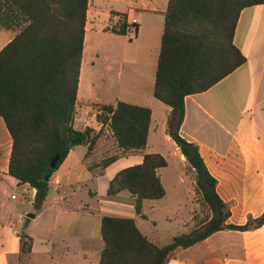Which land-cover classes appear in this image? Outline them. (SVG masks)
Listing matches in <instances>:
<instances>
[{
	"label": "crops",
	"instance_id": "0c3cea01",
	"mask_svg": "<svg viewBox=\"0 0 264 264\" xmlns=\"http://www.w3.org/2000/svg\"><path fill=\"white\" fill-rule=\"evenodd\" d=\"M168 5L169 0H90L78 101L90 100L93 93L94 86L86 87L85 82L87 79L89 83L92 73L88 66L96 64L95 53L102 54L109 72L119 63L122 86L129 99L123 102L152 110L148 143L141 151L123 154L109 126L90 123L86 119L89 110L81 111L77 106L75 128H90L96 133L103 129L102 135L90 156L89 145L70 152L51 176L42 210L35 213L34 219L28 217L31 222L26 226L25 217L15 208L23 201L17 196L13 199L12 192L14 188L23 190L34 205L36 190L9 175L14 140L0 116V264H100L105 248L104 217L134 219L145 236L162 246L191 231L186 225L192 217L170 241L158 229L151 231L140 223L151 220L156 225L160 204L169 197L178 202L181 197H191L194 202L195 184L188 172L189 164L167 131L172 109L154 96ZM124 21L131 25L127 35L108 30L120 27ZM100 34L120 50L116 51L117 45L94 48V35ZM13 38L0 33V51ZM234 43L246 63L210 90L185 99L181 136L199 145L210 173L218 181L219 196L231 207L228 224L245 225L251 216L264 213V5L243 10ZM101 113L97 111L90 119L95 120ZM149 154H161L168 162L167 167L158 170L167 194L162 200L144 203V218L137 214L136 197L129 191L110 196L108 189L122 170L142 164ZM115 156L114 162L102 167L105 159ZM23 235L33 239L32 252L24 256ZM168 264H264V225L251 231L217 232L176 251Z\"/></svg>",
	"mask_w": 264,
	"mask_h": 264
},
{
	"label": "trees",
	"instance_id": "16d2710c",
	"mask_svg": "<svg viewBox=\"0 0 264 264\" xmlns=\"http://www.w3.org/2000/svg\"><path fill=\"white\" fill-rule=\"evenodd\" d=\"M89 3L0 0V29L15 34L0 51V116L14 140L9 175L36 190V214L49 195L46 177L52 176L77 146L89 145L90 156L103 132L75 128ZM259 5H264V0H169L154 96L172 109L168 135L189 164L206 218L196 229L162 246L145 236L134 219L104 217L105 248L100 264H168L176 251L217 232L251 231L264 225V213L251 216L245 225L228 224L231 207L219 196L218 181L199 145L181 136L185 99L210 90L246 63L234 43L235 33L243 10ZM130 27L124 21L108 30L127 35ZM98 107L102 112L99 122L109 126L123 154L146 148L151 108L123 101ZM57 156L60 160L52 169ZM116 158L105 159L102 167ZM167 166L163 155H146L142 164L122 170L111 181L108 194L129 191L136 197L137 214L147 218L144 203L166 197L158 170ZM32 249L33 239L21 236V255H29Z\"/></svg>",
	"mask_w": 264,
	"mask_h": 264
},
{
	"label": "rangeland",
	"instance_id": "374dc122",
	"mask_svg": "<svg viewBox=\"0 0 264 264\" xmlns=\"http://www.w3.org/2000/svg\"><path fill=\"white\" fill-rule=\"evenodd\" d=\"M0 33L5 36L15 35L12 32L0 30ZM94 48L98 45H107L114 46L117 44H113L109 39L104 37L102 34L94 35ZM5 44V41L2 40L1 46ZM116 51H119L120 48L117 45ZM119 54V52H117ZM100 53H95L94 61L96 64L94 66L89 65V69H91V75L89 76V83L86 79L85 85L91 84L94 86V90L92 95L88 99H82L78 101V107L81 111L89 110V116L86 118L90 123L94 125L99 122L98 114L95 120L90 119L97 111H100L98 107L101 103H111L116 104L118 101H125L128 99V93L124 90L122 83L123 81L120 78V72L122 71V67L119 63L113 65V71L109 72L106 69V64L104 63L103 56ZM120 56H117L119 59ZM93 109V111H91ZM122 166H119V169ZM13 195L22 199V203L15 206L18 210V214H22L25 217V226L28 225L31 220L28 219V215L35 214L36 210L34 205L30 203V197L27 194H24L23 190H19L14 188ZM192 198L187 199L186 197H181V201H177L176 199L169 197L165 201L160 204L162 208L158 209L155 220L157 224L155 225L151 220H141V226L145 224L147 229L155 230L158 229L159 233L165 236L166 240H171L173 234H177L179 230L184 229V223L192 217V220L188 225H186L187 230L196 229L202 221L206 218V210L202 209L200 206V197L196 194ZM180 204V205H179ZM179 205V207H178ZM195 206V207H194ZM150 231V232H151Z\"/></svg>",
	"mask_w": 264,
	"mask_h": 264
},
{
	"label": "water",
	"instance_id": "95a60500",
	"mask_svg": "<svg viewBox=\"0 0 264 264\" xmlns=\"http://www.w3.org/2000/svg\"><path fill=\"white\" fill-rule=\"evenodd\" d=\"M59 160H60V156H57V157L52 161V163H51V167H52V169H56ZM50 179H51V176H47V177H46V181L50 182ZM28 217H29L30 219H34V218H35V214H31V215H29Z\"/></svg>",
	"mask_w": 264,
	"mask_h": 264
},
{
	"label": "built area",
	"instance_id": "2783aa9c",
	"mask_svg": "<svg viewBox=\"0 0 264 264\" xmlns=\"http://www.w3.org/2000/svg\"><path fill=\"white\" fill-rule=\"evenodd\" d=\"M15 198H16V195L13 196V199H15Z\"/></svg>",
	"mask_w": 264,
	"mask_h": 264
}]
</instances>
